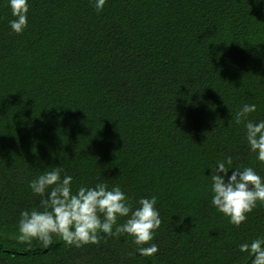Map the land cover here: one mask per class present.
Returning <instances> with one entry per match:
<instances>
[{"label": "trees", "instance_id": "1", "mask_svg": "<svg viewBox=\"0 0 264 264\" xmlns=\"http://www.w3.org/2000/svg\"><path fill=\"white\" fill-rule=\"evenodd\" d=\"M21 34L0 0V264H250L264 204L240 226L210 204L209 166L264 177L234 116L264 119V0H30ZM233 117V118H232ZM61 166L73 186L157 197L152 256L126 235L82 247L15 240L29 181ZM231 174V173H229ZM118 222L122 223L123 219Z\"/></svg>", "mask_w": 264, "mask_h": 264}, {"label": "clouds", "instance_id": "2", "mask_svg": "<svg viewBox=\"0 0 264 264\" xmlns=\"http://www.w3.org/2000/svg\"><path fill=\"white\" fill-rule=\"evenodd\" d=\"M97 12H102L107 0H90ZM30 0H7L12 19L10 29L21 34L28 26ZM255 103H244L235 113L237 124L244 123V139L255 159L264 163V119H249L256 112ZM233 118V117H232ZM211 174L207 190L210 204L228 217L229 223L240 226L257 203L264 204V177L251 166H234L232 158L217 160L209 166ZM61 166L45 167L29 181L31 192L39 197V207L21 210L15 240L23 244L38 242L48 248L57 237L68 246L82 247L98 243L105 236L126 235L143 256L157 253L153 243L155 231L161 225L156 207L157 197L142 196L136 206L119 185L97 182L94 186H73V177L63 174ZM231 173V174H229ZM123 219V222H118ZM250 264H264V235L238 244Z\"/></svg>", "mask_w": 264, "mask_h": 264}]
</instances>
